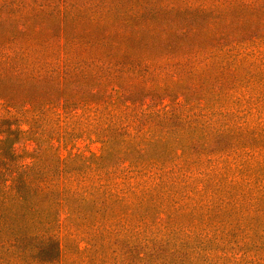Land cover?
<instances>
[{"label": "trees", "instance_id": "1", "mask_svg": "<svg viewBox=\"0 0 264 264\" xmlns=\"http://www.w3.org/2000/svg\"><path fill=\"white\" fill-rule=\"evenodd\" d=\"M33 1L0 0V264H264V0Z\"/></svg>", "mask_w": 264, "mask_h": 264}, {"label": "rangeland", "instance_id": "2", "mask_svg": "<svg viewBox=\"0 0 264 264\" xmlns=\"http://www.w3.org/2000/svg\"><path fill=\"white\" fill-rule=\"evenodd\" d=\"M81 1H85V0H80ZM144 2L147 1V0H143ZM7 2L10 3V5L14 6V10L15 11H19L21 7H24V6H28V10L30 11V0H7ZM33 2H36L38 3L39 1L38 0H34ZM43 4L45 3L44 1H42ZM142 2V0H129V3L130 4H133V5H139L140 3ZM58 7V3L57 2H54V4H48L47 3V9L49 10V12L52 11V9H55ZM262 52L264 50H261ZM262 58L264 59V56H262ZM0 114H4V112L0 109ZM24 130H26L27 128L26 127H23ZM25 150H28V152H30V150L32 149V146L30 144V142H26L25 144H22L20 146H17L16 149H17V152L20 154V151L22 149ZM98 149H99V146L96 145V144H90L88 145V148L86 150H88L89 152L91 153H98Z\"/></svg>", "mask_w": 264, "mask_h": 264}]
</instances>
